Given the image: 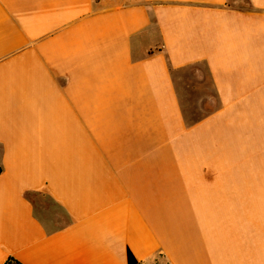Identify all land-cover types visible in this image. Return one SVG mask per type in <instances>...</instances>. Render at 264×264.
<instances>
[{"label":"crops","instance_id":"1","mask_svg":"<svg viewBox=\"0 0 264 264\" xmlns=\"http://www.w3.org/2000/svg\"><path fill=\"white\" fill-rule=\"evenodd\" d=\"M9 257L264 264V0H0Z\"/></svg>","mask_w":264,"mask_h":264},{"label":"rangeland","instance_id":"2","mask_svg":"<svg viewBox=\"0 0 264 264\" xmlns=\"http://www.w3.org/2000/svg\"><path fill=\"white\" fill-rule=\"evenodd\" d=\"M241 3H245V2H241ZM244 5V4H242ZM189 95L194 96V93H189ZM194 102L191 99H189L188 97H186V100H184L183 104H182V109L184 112V116L187 122H192L194 120H197L198 118H200V116H202L203 114V110L205 109H199L194 107ZM209 110V109H208ZM152 264H167L166 261L162 258H158V259H154V263Z\"/></svg>","mask_w":264,"mask_h":264},{"label":"trees","instance_id":"3","mask_svg":"<svg viewBox=\"0 0 264 264\" xmlns=\"http://www.w3.org/2000/svg\"><path fill=\"white\" fill-rule=\"evenodd\" d=\"M3 264H21L19 261H17L16 259H14L13 257H9L7 258ZM128 264H144L141 262H137L132 258H129Z\"/></svg>","mask_w":264,"mask_h":264},{"label":"bare ground","instance_id":"4","mask_svg":"<svg viewBox=\"0 0 264 264\" xmlns=\"http://www.w3.org/2000/svg\"><path fill=\"white\" fill-rule=\"evenodd\" d=\"M183 206H184V205H183ZM184 211H185V210H184ZM187 213H188V212H187ZM191 215H192V214H191ZM189 218H190V216H189ZM189 218H188V220H189ZM193 218H194V217H193ZM189 222H191V221H189ZM189 222H188V223H189ZM195 223H196V222H194V226H195ZM190 224H191V223H190ZM194 226H192V227H194ZM189 229H192V228H190V226H189ZM195 230H196V229H195ZM184 231H185V230H184ZM195 232H197V230H196ZM190 233H191V231H190ZM190 233H189V234H190ZM192 234H193V233H192ZM197 234H198V233H197ZM186 235H187V234H186ZM186 235H185V236H186ZM188 236H189V235H188ZM190 236H191V235H190ZM195 237H196V236H195ZM195 237H194V238H195ZM186 238H188V237L186 236ZM200 239H201V238H200ZM198 243H199V242H198ZM203 252H204L203 255H205V251H203ZM201 255H202V254H201ZM206 256H207V255H206ZM204 258H205V256H204ZM202 259H203V258H201V260H202ZM205 259H206V258H205ZM207 261H208V259H207ZM203 262H204V261H203ZM205 262H206V261H205ZM201 263H202V262H201ZM207 263H208V262H207ZM203 264H205V263H203ZM208 264H209V263H208Z\"/></svg>","mask_w":264,"mask_h":264}]
</instances>
